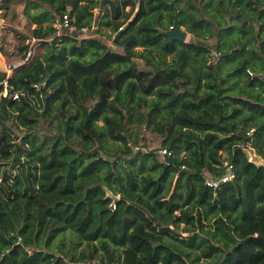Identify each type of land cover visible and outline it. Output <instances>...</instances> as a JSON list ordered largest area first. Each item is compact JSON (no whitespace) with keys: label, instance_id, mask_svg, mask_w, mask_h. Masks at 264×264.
<instances>
[{"label":"trees","instance_id":"trees-1","mask_svg":"<svg viewBox=\"0 0 264 264\" xmlns=\"http://www.w3.org/2000/svg\"><path fill=\"white\" fill-rule=\"evenodd\" d=\"M22 8L47 50L0 69V264H264V163L247 152L264 158V0ZM176 20L190 40L169 39Z\"/></svg>","mask_w":264,"mask_h":264},{"label":"rangeland","instance_id":"rangeland-1","mask_svg":"<svg viewBox=\"0 0 264 264\" xmlns=\"http://www.w3.org/2000/svg\"><path fill=\"white\" fill-rule=\"evenodd\" d=\"M9 0H0V47H3L4 50H0V53L4 56H0V69L8 71V74L12 75L14 69L11 67L16 64L18 60L24 58V52L27 50L26 55L31 51L32 57L41 56L46 52V47L39 41V39L32 37V26L30 23H27V19L23 16L21 9L23 0H10L9 8H6L4 5L7 4ZM130 10V6L126 8ZM95 10V18L99 23V27L104 31L102 35V40L110 48L114 46V35L108 26H100V20L102 11L97 7ZM97 27L95 26L94 31H90L97 37L100 36L99 28L96 32ZM182 29H186L183 27ZM62 34V32H61ZM112 35V36H111ZM192 35L189 33L187 36V41L190 40ZM28 46L27 49L24 47ZM138 50H142L143 47H137ZM171 57V55L169 56ZM28 61V62H29ZM138 62L143 65L144 60L138 59ZM16 132L22 135V129L15 128ZM140 141L139 144L147 145L148 148H154L159 145L158 137H156L151 132L147 131L145 128H140ZM143 137H145L143 139ZM137 146V145H136ZM247 152L250 156L254 154L252 149H247ZM258 162H261L259 157H255ZM119 196V195H118Z\"/></svg>","mask_w":264,"mask_h":264},{"label":"built area","instance_id":"built-area-1","mask_svg":"<svg viewBox=\"0 0 264 264\" xmlns=\"http://www.w3.org/2000/svg\"><path fill=\"white\" fill-rule=\"evenodd\" d=\"M75 18L70 14V13H66L63 15V17H60L56 20L55 22V26L60 30V31H65V32H69V33H73L74 31H76L77 25L74 23ZM89 27L88 26H84L81 28L80 33H84L87 34L89 32ZM31 55V51H29V53L26 55V57L20 59L17 61L16 64L12 65L11 67L14 69L24 63H26L29 59ZM10 76V74H9ZM34 86H36L37 88H39L38 84H34ZM2 95L4 97H12L13 99H20L21 97V93L16 90L14 88V85L10 84L8 82V80H4L3 81V91H2ZM137 146H135L136 148ZM250 149L253 150L254 154L252 156H250V159L253 161H256L255 157H259L257 155V153L255 152L253 147H249ZM162 159L165 160L166 157H170L172 155L171 150L164 148L161 149L160 151ZM261 159V157H259ZM261 162H264V158L261 159ZM235 170L232 164L228 165L227 171L220 177L217 178H212L209 177L206 181L207 185L212 186L214 188H219L220 185L224 182H227L229 180H232L235 177ZM115 206V204H114ZM99 264H106V263H99Z\"/></svg>","mask_w":264,"mask_h":264},{"label":"water","instance_id":"water-1","mask_svg":"<svg viewBox=\"0 0 264 264\" xmlns=\"http://www.w3.org/2000/svg\"><path fill=\"white\" fill-rule=\"evenodd\" d=\"M183 27L179 25V22L176 20L173 24V26L166 31V34L169 36L170 40H180V41H184L187 36H188V32L184 29H182ZM200 44H204V42H200ZM264 163V162H262ZM115 198H119L118 195H114Z\"/></svg>","mask_w":264,"mask_h":264},{"label":"crops","instance_id":"crops-1","mask_svg":"<svg viewBox=\"0 0 264 264\" xmlns=\"http://www.w3.org/2000/svg\"><path fill=\"white\" fill-rule=\"evenodd\" d=\"M9 2H10V0H9ZM9 2H8V3H9ZM22 9H23V8H22ZM22 9H21V12L23 11ZM22 14H23V16H24V13H23V12H22ZM32 26L36 27V24H34V25H32ZM34 27H33V28H34Z\"/></svg>","mask_w":264,"mask_h":264},{"label":"clouds","instance_id":"clouds-1","mask_svg":"<svg viewBox=\"0 0 264 264\" xmlns=\"http://www.w3.org/2000/svg\"><path fill=\"white\" fill-rule=\"evenodd\" d=\"M88 33H90V32H88ZM88 33H87V34H88ZM54 36H56V35H54ZM7 72H8V71H7Z\"/></svg>","mask_w":264,"mask_h":264}]
</instances>
